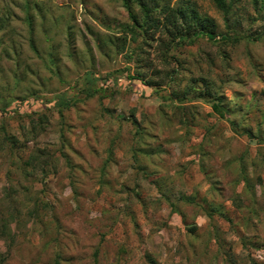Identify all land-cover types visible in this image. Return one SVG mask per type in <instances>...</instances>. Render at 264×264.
<instances>
[{"label":"rangeland","instance_id":"obj_1","mask_svg":"<svg viewBox=\"0 0 264 264\" xmlns=\"http://www.w3.org/2000/svg\"><path fill=\"white\" fill-rule=\"evenodd\" d=\"M226 4L0 0L1 264H264V0Z\"/></svg>","mask_w":264,"mask_h":264},{"label":"trees","instance_id":"obj_2","mask_svg":"<svg viewBox=\"0 0 264 264\" xmlns=\"http://www.w3.org/2000/svg\"><path fill=\"white\" fill-rule=\"evenodd\" d=\"M217 7L223 11V13L226 15L227 13H229V6H227L226 4V0H214ZM182 10V9H181ZM181 10H178V12H180L181 14V17L184 18V20L188 19L189 18V11L185 10V11H181ZM151 11H148V10H145V17H146V20H152V13H150ZM179 15V16H180ZM193 15H195V13L193 12ZM197 17L195 16V19ZM153 22V21H152ZM192 25H190L191 27ZM200 35H206L209 39L213 40L214 39V32L213 31H207V30H202L200 31L199 33H196V36H200ZM221 38L223 40L224 39V36H221ZM186 39V36L181 34V33H178V34H175L173 35V43L176 44V45H180L182 42H184ZM93 84V81L90 82V86H92ZM15 101H12V102H8V103H4L3 107L0 108V111L1 112H7L8 109L10 108V106H12V104L14 103ZM213 108L215 109V111L219 112V106L218 105H213ZM0 112V113H1ZM1 264V263H0Z\"/></svg>","mask_w":264,"mask_h":264}]
</instances>
